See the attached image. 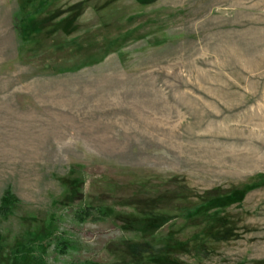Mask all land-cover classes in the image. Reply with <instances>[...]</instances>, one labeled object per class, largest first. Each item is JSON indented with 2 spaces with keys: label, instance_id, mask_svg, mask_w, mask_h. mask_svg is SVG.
<instances>
[{
  "label": "rangeland",
  "instance_id": "1",
  "mask_svg": "<svg viewBox=\"0 0 264 264\" xmlns=\"http://www.w3.org/2000/svg\"><path fill=\"white\" fill-rule=\"evenodd\" d=\"M23 1L0 0V264L28 235L43 264H264V0Z\"/></svg>",
  "mask_w": 264,
  "mask_h": 264
},
{
  "label": "trees",
  "instance_id": "2",
  "mask_svg": "<svg viewBox=\"0 0 264 264\" xmlns=\"http://www.w3.org/2000/svg\"><path fill=\"white\" fill-rule=\"evenodd\" d=\"M30 0H24L22 3L23 8L25 9L26 2H29ZM142 3L149 2V0H139ZM32 12H28L27 16H30ZM264 185V175L263 178L258 183H253L248 185V187L244 190V194H246L247 191L250 189H253L258 186ZM75 198H78L81 193L78 191H75L73 194ZM16 197L11 195V192L8 190L5 192L4 196L1 199L0 203V213L4 216H7V214L10 212V208L15 204ZM1 239V237H0ZM62 245L66 246V243L64 241H61ZM43 248V251L46 250V246L39 242L35 244V240L32 236L28 235V237L22 238L18 243L15 250H12L11 258L12 256L16 255V259H18L17 264H43L44 258L43 255L39 253V249ZM1 250V248H0Z\"/></svg>",
  "mask_w": 264,
  "mask_h": 264
}]
</instances>
